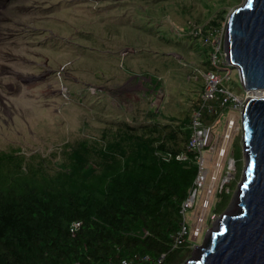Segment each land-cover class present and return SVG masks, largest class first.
Here are the masks:
<instances>
[{
	"label": "rangeland",
	"instance_id": "374dc122",
	"mask_svg": "<svg viewBox=\"0 0 264 264\" xmlns=\"http://www.w3.org/2000/svg\"><path fill=\"white\" fill-rule=\"evenodd\" d=\"M243 2L0 0V96L8 97L12 106L0 109V152L36 155L35 160L46 167L42 171L53 174L66 163L67 143L98 139L117 122L148 123L151 110L159 111L160 121L190 112L192 117L191 103L204 84L195 70H202L198 67L209 59L198 48L205 35L201 26L227 12L215 32L218 41L224 40L230 14ZM232 70L224 84L241 94L238 70ZM17 80L21 88L13 89L10 96L4 86L14 87ZM228 114L221 111L210 120L214 138L205 152L211 169L206 187L198 189L195 208L185 213L189 229L209 195ZM233 114L235 126L221 159L203 232L177 264L198 257L206 234L221 215L236 209L246 157L242 113ZM230 158L235 163L232 169L227 168ZM224 192L230 198L219 207Z\"/></svg>",
	"mask_w": 264,
	"mask_h": 264
},
{
	"label": "trees",
	"instance_id": "16d2710c",
	"mask_svg": "<svg viewBox=\"0 0 264 264\" xmlns=\"http://www.w3.org/2000/svg\"><path fill=\"white\" fill-rule=\"evenodd\" d=\"M226 13L201 26L202 39L218 32ZM198 43L209 58L198 68L215 69L214 48ZM203 89L191 103L195 112L202 109ZM190 113L160 121L151 110L148 123L117 122L98 139L67 143L66 163L53 174L42 171L36 155L0 152V264H110L163 254V264L183 260L190 248L173 249L172 242L198 173L196 151L188 149ZM203 116L214 118L207 111ZM181 154L184 161L177 160ZM222 195L219 207L230 198Z\"/></svg>",
	"mask_w": 264,
	"mask_h": 264
},
{
	"label": "water",
	"instance_id": "95a60500",
	"mask_svg": "<svg viewBox=\"0 0 264 264\" xmlns=\"http://www.w3.org/2000/svg\"><path fill=\"white\" fill-rule=\"evenodd\" d=\"M223 46L244 90L264 91V0H244L232 11ZM241 117L246 167L236 209L221 215L201 254L184 264H264V95L248 98Z\"/></svg>",
	"mask_w": 264,
	"mask_h": 264
},
{
	"label": "built area",
	"instance_id": "2783aa9c",
	"mask_svg": "<svg viewBox=\"0 0 264 264\" xmlns=\"http://www.w3.org/2000/svg\"><path fill=\"white\" fill-rule=\"evenodd\" d=\"M221 40H217V37H215V31L208 34L204 39V42L212 45L215 50L211 56V63L215 69H210L208 71L199 69L195 70L196 74L201 76L204 80V89L202 93L203 106L201 111H196L192 116L190 124L192 133L188 143V149L190 151H196L195 162L198 165V173L194 181V189L190 192V195L182 204L181 213L184 218L181 228L173 236V249H177L183 244L190 248V245H194L203 232V224L206 220V210L210 205V196L213 192L215 183L218 180L219 170L222 167L221 159L227 153V144L235 126L236 120L233 113L236 111H241L242 113L246 101L249 97H252L250 96V92L246 90L239 94L225 86L224 81L230 77L233 70L226 59L224 46ZM224 71L225 73L223 74ZM203 111H207L208 114L216 116H218L221 111H229V114L226 119V129L222 140L223 144L218 151L219 159L214 166V171H212L210 175L211 188L209 195L203 198L201 203L203 210L195 215V224L191 229H189L186 223L185 213L188 209L195 208L198 189L204 190L206 187L209 170L211 169L210 163L207 161V153L205 151L210 145L211 140L214 138V126L211 122L204 121ZM218 120H216L215 123H217ZM185 159L186 156L183 154L177 156V160L184 161ZM232 163L234 164V159L230 158L227 166L228 169H232ZM80 225V222H76L73 225L71 229L73 234ZM164 258V254L157 260L150 258L149 256H138L134 259H121L118 263L112 261L110 264H163Z\"/></svg>",
	"mask_w": 264,
	"mask_h": 264
},
{
	"label": "flooded vegetation",
	"instance_id": "af4514ba",
	"mask_svg": "<svg viewBox=\"0 0 264 264\" xmlns=\"http://www.w3.org/2000/svg\"><path fill=\"white\" fill-rule=\"evenodd\" d=\"M16 78H18L19 79V77H16ZM17 84H14L15 86L14 87H10V86H8L7 85V87L6 86H4V88H8V89H10V96L12 95L11 94V92H13L12 90L13 89H15L16 87H19V89L21 88V84L19 83V81L17 80V82H16ZM23 87V86H22ZM10 99L8 98V97H6V96H0V109L1 110H6V109H8V108H12V106L10 105Z\"/></svg>",
	"mask_w": 264,
	"mask_h": 264
},
{
	"label": "bare ground",
	"instance_id": "6f19581e",
	"mask_svg": "<svg viewBox=\"0 0 264 264\" xmlns=\"http://www.w3.org/2000/svg\"><path fill=\"white\" fill-rule=\"evenodd\" d=\"M250 94H251L250 96H254V97L263 96L264 95V91H252V92H250ZM234 167H235V163L234 164L232 163V168H234Z\"/></svg>",
	"mask_w": 264,
	"mask_h": 264
},
{
	"label": "snow or ice",
	"instance_id": "6c2138e0",
	"mask_svg": "<svg viewBox=\"0 0 264 264\" xmlns=\"http://www.w3.org/2000/svg\"><path fill=\"white\" fill-rule=\"evenodd\" d=\"M245 187H247V185H245Z\"/></svg>",
	"mask_w": 264,
	"mask_h": 264
}]
</instances>
